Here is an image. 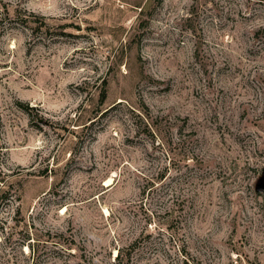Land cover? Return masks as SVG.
Instances as JSON below:
<instances>
[{
	"label": "rangeland",
	"instance_id": "1",
	"mask_svg": "<svg viewBox=\"0 0 264 264\" xmlns=\"http://www.w3.org/2000/svg\"><path fill=\"white\" fill-rule=\"evenodd\" d=\"M0 264H264V0H0Z\"/></svg>",
	"mask_w": 264,
	"mask_h": 264
},
{
	"label": "bare ground",
	"instance_id": "2",
	"mask_svg": "<svg viewBox=\"0 0 264 264\" xmlns=\"http://www.w3.org/2000/svg\"><path fill=\"white\" fill-rule=\"evenodd\" d=\"M113 182H114L113 177H111V178H109V179L106 181L105 185H106V186H110V185L113 184Z\"/></svg>",
	"mask_w": 264,
	"mask_h": 264
},
{
	"label": "trees",
	"instance_id": "3",
	"mask_svg": "<svg viewBox=\"0 0 264 264\" xmlns=\"http://www.w3.org/2000/svg\"><path fill=\"white\" fill-rule=\"evenodd\" d=\"M28 239H30V237H29ZM30 240H31V239H30ZM28 247H29V249H30L31 251L33 250L32 242H29Z\"/></svg>",
	"mask_w": 264,
	"mask_h": 264
}]
</instances>
